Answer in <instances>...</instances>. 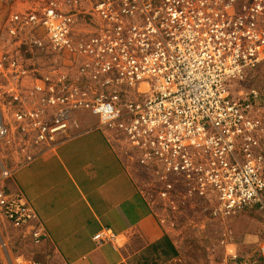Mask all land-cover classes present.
<instances>
[{
  "label": "built area",
  "instance_id": "built-area-1",
  "mask_svg": "<svg viewBox=\"0 0 264 264\" xmlns=\"http://www.w3.org/2000/svg\"><path fill=\"white\" fill-rule=\"evenodd\" d=\"M31 22L34 36L22 38ZM7 33L57 59L38 73L1 54L9 82L0 141L16 136L23 152L50 147L89 112L213 202L215 216L264 207V105L246 87L264 72V0H42L39 15L14 19ZM11 172L0 177V220L23 227L34 213L7 190ZM30 240L42 241V226ZM237 256L220 264H261L264 241L258 259ZM15 260L37 264L24 254Z\"/></svg>",
  "mask_w": 264,
  "mask_h": 264
},
{
  "label": "crops",
  "instance_id": "crops-1",
  "mask_svg": "<svg viewBox=\"0 0 264 264\" xmlns=\"http://www.w3.org/2000/svg\"><path fill=\"white\" fill-rule=\"evenodd\" d=\"M80 124L57 144L15 161L7 187L26 199L34 218L23 227L6 221L0 226L18 230L22 246L42 226L37 264H126L141 252L156 264H201L167 206L195 210L188 205L195 203L200 213L203 198L100 121ZM245 217H218L236 237L220 256L235 257L245 247L239 229ZM97 233L105 238L95 239Z\"/></svg>",
  "mask_w": 264,
  "mask_h": 264
},
{
  "label": "rangeland",
  "instance_id": "rangeland-1",
  "mask_svg": "<svg viewBox=\"0 0 264 264\" xmlns=\"http://www.w3.org/2000/svg\"><path fill=\"white\" fill-rule=\"evenodd\" d=\"M41 11L42 0H0V56L2 53H12L18 58L25 59L28 67L33 71L38 70V73L49 71L52 66H55L57 56L31 48L29 45L19 46L18 44L11 43L7 31L14 19L25 20L29 18L32 13L39 15ZM34 25L35 24L32 22L26 23V29L22 32L21 37L25 39L32 38L34 36L32 31ZM7 74L8 71L0 67V106L5 104L7 98L5 94V86L9 82ZM250 86L259 91L261 102L264 105L263 71L256 72L253 81L250 83L247 82L246 87ZM262 114L264 116V112ZM99 121V118L92 113H84L78 116V123H81L80 127L98 124ZM21 149L22 148H20L16 140V136H11L10 139L0 141V177L2 175V170L8 169L12 171L15 161L21 162L23 157L30 153L35 155L42 147H29L26 152H23ZM7 180L6 184L8 182ZM200 197L203 198L202 196ZM262 199L264 203V193ZM203 200L206 202H204L206 206L203 212H198V207L195 203L188 204L194 205L196 208L195 210H183L182 207L179 209L178 207L174 208L172 206H167L169 208L168 212H170L175 226L185 234L189 245V251L197 255L198 261H201V264H220L224 259L223 256H220L221 249L224 248L228 242L236 241V237L228 227L219 222L218 217L222 216H215L212 213V207L214 206L213 202L209 201V199L203 198ZM261 205L260 202L255 203L238 214L231 215V217L246 215L244 222L241 221L239 223L242 242L245 244V247L241 248L237 257L258 259L257 248L259 244L264 241V207ZM0 224L3 223L0 222ZM0 235L5 245V248L0 249V264H10L11 262L17 264L15 260L17 254L31 256L36 260L37 245L32 243L31 240H27L22 246L18 241V230L0 226ZM7 253H10L12 258L9 256L7 257ZM259 260L261 264H264V259L259 258ZM154 263L156 264L157 262L147 260L145 258V253L141 252L132 256L126 264ZM175 264L186 263L184 261H176Z\"/></svg>",
  "mask_w": 264,
  "mask_h": 264
},
{
  "label": "trees",
  "instance_id": "trees-1",
  "mask_svg": "<svg viewBox=\"0 0 264 264\" xmlns=\"http://www.w3.org/2000/svg\"><path fill=\"white\" fill-rule=\"evenodd\" d=\"M174 254L177 255L178 251L176 250V248L174 249ZM155 264V263H154Z\"/></svg>",
  "mask_w": 264,
  "mask_h": 264
}]
</instances>
